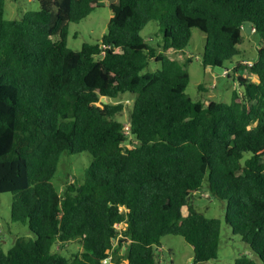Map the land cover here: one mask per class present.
I'll return each instance as SVG.
<instances>
[{"label": "trees", "instance_id": "1", "mask_svg": "<svg viewBox=\"0 0 264 264\" xmlns=\"http://www.w3.org/2000/svg\"><path fill=\"white\" fill-rule=\"evenodd\" d=\"M39 1L7 19L0 0V193L13 194L11 220L35 235L8 251L0 241V264H119L125 242L124 264H158L170 234L192 245L195 264L217 258L221 220L190 203L205 180L233 232L264 260V0H116L100 42L78 50L67 44L69 24L100 0ZM152 20L156 46L141 34ZM247 21L263 40L252 64L233 66L241 89L230 102L194 101L185 62L170 52L197 28L202 63L222 66L241 54ZM151 60L161 67L145 71ZM125 93L134 96L129 134L118 119ZM84 151L93 160L83 178L59 190L62 154ZM75 238L82 251L54 249ZM235 263L257 264L248 254Z\"/></svg>", "mask_w": 264, "mask_h": 264}, {"label": "rangeland", "instance_id": "2", "mask_svg": "<svg viewBox=\"0 0 264 264\" xmlns=\"http://www.w3.org/2000/svg\"><path fill=\"white\" fill-rule=\"evenodd\" d=\"M116 0H100L94 10L79 22H70L67 44L69 47L78 50L84 43H98L103 34L107 31L112 10L110 3ZM41 4L39 0H6L5 17L7 19H19L28 10H39ZM254 30V29H253ZM142 36L150 40L156 46L162 39V33L158 21H150L141 31ZM243 41L239 45L241 54L236 55L232 61L225 62L222 66H204L202 54L204 51L206 36L195 28L193 36L187 47L182 51L170 52V55L185 62L186 69L190 75V82L186 92L194 101L230 102L233 92L241 87L237 79H233L235 63L245 60L253 63L258 57V50L262 46L261 36L257 33H248L243 30ZM54 40L58 37L54 36ZM263 40V39H262ZM187 58L190 60L186 62ZM244 63V62H243ZM159 62L151 60L145 71H154L160 68ZM230 69L231 77L224 74L226 69ZM239 73H243V70ZM134 96L125 93L118 100L125 104V109L118 115V119L125 125L129 124V111L132 108ZM116 102L115 100H111ZM131 138V137H129ZM249 156L248 154L246 157ZM93 155L89 152L63 153L57 171L52 179L54 185L63 190L68 182L81 180L86 168L91 164ZM13 194L10 192L0 193V241L5 251H8L15 244L16 238L31 237L35 235L30 231L28 225L13 222L11 220V204ZM191 205L198 212L204 213L208 217L219 218L221 220V234L217 258L196 264H236L238 257L248 254L257 264H264V260L255 253H250V248L239 234H235L226 222V202L211 193L207 180L203 183V188L193 193ZM184 213H188V208L184 207ZM126 224L121 223L124 228ZM129 242L123 243L119 250L118 257L121 258L119 264L126 262V250ZM54 249L71 256L73 253L82 251V245L78 238L61 242L57 241ZM193 247L182 236L166 235L162 238V245L159 247L157 261L158 264H195L193 259Z\"/></svg>", "mask_w": 264, "mask_h": 264}, {"label": "water", "instance_id": "3", "mask_svg": "<svg viewBox=\"0 0 264 264\" xmlns=\"http://www.w3.org/2000/svg\"><path fill=\"white\" fill-rule=\"evenodd\" d=\"M244 28L245 30L248 32V33H252L253 32V24L250 22V21H247L245 24H244ZM104 102H106V98H103L102 99Z\"/></svg>", "mask_w": 264, "mask_h": 264}, {"label": "built area", "instance_id": "4", "mask_svg": "<svg viewBox=\"0 0 264 264\" xmlns=\"http://www.w3.org/2000/svg\"><path fill=\"white\" fill-rule=\"evenodd\" d=\"M251 64H252V63H251ZM227 73H228V70L226 69V70L224 71V74L227 75ZM125 132H126V134H129V132H130V124L125 125ZM116 225L120 227V224H119V223H117ZM108 260H109V259H105L104 262L107 263Z\"/></svg>", "mask_w": 264, "mask_h": 264}, {"label": "crops", "instance_id": "5", "mask_svg": "<svg viewBox=\"0 0 264 264\" xmlns=\"http://www.w3.org/2000/svg\"><path fill=\"white\" fill-rule=\"evenodd\" d=\"M182 52H184L185 53V51L183 50Z\"/></svg>", "mask_w": 264, "mask_h": 264}]
</instances>
